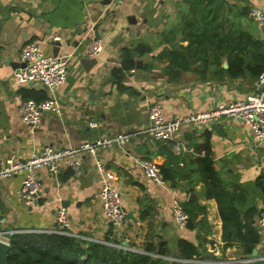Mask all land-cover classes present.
I'll return each mask as SVG.
<instances>
[{
  "label": "crops",
  "instance_id": "1",
  "mask_svg": "<svg viewBox=\"0 0 264 264\" xmlns=\"http://www.w3.org/2000/svg\"><path fill=\"white\" fill-rule=\"evenodd\" d=\"M178 1L0 0V166L14 153L25 160L46 145H78L96 137L134 131L124 148L116 145L95 155L85 154L79 174L70 168L57 175L41 169L42 190L28 208L17 196L24 172L3 179L0 230L46 231L54 226L55 208L64 205L71 215L69 234L83 239L85 246L91 241L113 243L116 239L120 247L144 251L148 239L165 240L170 249L167 258L174 259L178 239L186 238L200 246L205 261L245 258L240 245L224 247L219 206L215 198L205 195L195 160L205 154L208 136L216 170L228 190H242V209L248 214L255 211L251 215L256 224L264 209V145L254 141L249 126L238 117H223L203 127L186 124L173 140L165 142L138 132L148 122L149 107L154 102H160L166 116L172 118L244 98L256 86L257 78L250 75L206 81L184 71L177 79L168 78V60L160 57L165 47L160 36L177 21ZM248 4L261 6L264 0H248ZM253 24L260 34L262 24L255 20ZM96 33L104 49L87 69L81 59L89 57L87 43ZM57 34L63 40L58 53L71 54L67 78L56 91L62 114L46 112L41 124L31 128L21 120L22 89H45L40 84L16 83L14 71L20 66L24 43L40 40L46 53H54L53 37ZM140 42L150 44L152 51L138 57L141 66L136 63L118 82L114 70L121 66L122 48ZM91 121L97 125L91 126ZM176 139L183 143L180 154L174 151ZM142 157L159 165L170 162L176 171L175 186L170 182L163 186L147 177L138 163ZM96 159L113 172L110 183L120 191L127 210L121 231L103 212ZM174 198L191 203L190 208L196 212L193 227L176 224L172 215ZM256 249V261L264 263V244ZM207 251L210 254L205 257Z\"/></svg>",
  "mask_w": 264,
  "mask_h": 264
},
{
  "label": "trees",
  "instance_id": "2",
  "mask_svg": "<svg viewBox=\"0 0 264 264\" xmlns=\"http://www.w3.org/2000/svg\"><path fill=\"white\" fill-rule=\"evenodd\" d=\"M176 5L177 21L160 36L165 44L160 57L168 60L165 70L170 80L177 79L184 71L194 72L206 81L248 75L258 78L264 68V40L255 31L248 0H179ZM176 40L180 43L173 46ZM151 51L152 46L145 42L124 46L121 66L114 70L117 81L122 82L125 73L135 68L138 57ZM22 93L24 98L38 101L47 97L44 90L24 88ZM204 147L205 154L195 161L205 195L218 203L224 247L240 245L244 257H250L262 243L251 215L255 211L249 214L243 211L242 190L227 189L214 166L208 136ZM172 155L179 158L178 154ZM160 167L165 179L175 186V168L170 162ZM190 204L184 203V207L190 215L188 226L193 227L196 212ZM197 206L201 211L202 207ZM9 238L8 264H162L163 261L164 264H264L259 260L205 263L200 246L186 238L178 239L174 259L167 258L168 242L158 239H148L144 251H133L120 247L116 239L113 243L91 241L85 246L83 239L57 231H18Z\"/></svg>",
  "mask_w": 264,
  "mask_h": 264
},
{
  "label": "built area",
  "instance_id": "3",
  "mask_svg": "<svg viewBox=\"0 0 264 264\" xmlns=\"http://www.w3.org/2000/svg\"><path fill=\"white\" fill-rule=\"evenodd\" d=\"M250 16L261 23L264 28V5L252 7ZM53 39L59 40L60 35H54ZM103 49L104 45L100 38L93 37L87 43V55L89 57H97ZM19 56L20 66L14 71L16 83L22 85L40 84L47 94V97L43 100L24 98L20 104L19 110L22 122L34 128L41 124L46 112L62 114L61 103L56 91L67 78L71 54L46 53L42 41L30 40L24 43ZM223 117L240 118L251 129L254 141L264 145V68L256 80L255 89L244 98L220 102L215 107L207 110L194 111L183 116L168 118L160 102L152 103L149 107L148 122L138 129V132L145 133L157 141L165 142L173 140L175 133L186 124L203 127L215 123ZM90 125L96 126L97 122L91 121ZM133 135L134 131H121L111 136L85 140L78 145L63 147L46 145L40 152L31 154L25 160H21L14 153L0 166V182L5 178L24 172L17 196L22 204L28 208L33 205L42 190V183L39 178L41 169L46 168L52 174L57 175L62 169L70 168L75 174H79L82 167V158L85 154L95 155L100 149L116 145L124 148ZM182 149L183 143L176 139L174 141V151L180 154ZM138 163L147 177L160 185H169L160 165L156 161L142 157L138 160ZM96 165L101 173L100 199L103 212L115 228L121 231L124 228L128 213L122 204L120 191L110 183L113 172L105 166L101 159H96ZM172 215L179 227L188 226L190 215L179 198H174L172 201ZM256 224L261 233L262 243H264V209L260 212ZM18 231L40 230L34 228L0 230V241L10 243V235ZM46 231L71 233V215L66 206L59 205L55 208L54 226ZM256 259L258 258L252 255L241 259L240 262ZM203 262L214 263L210 260H203Z\"/></svg>",
  "mask_w": 264,
  "mask_h": 264
},
{
  "label": "water",
  "instance_id": "4",
  "mask_svg": "<svg viewBox=\"0 0 264 264\" xmlns=\"http://www.w3.org/2000/svg\"><path fill=\"white\" fill-rule=\"evenodd\" d=\"M96 38L99 37V33H96L95 35ZM260 37L261 39L264 40V28L261 27L260 28ZM55 41V49H54V53H58L62 44H63V40H54ZM179 44V41L176 40L175 42H173V46H177ZM81 61L86 65V68L88 69L89 65H92L93 63L97 62V59L94 58H89V57H83L81 59ZM142 64V61L139 59L137 60V67H140ZM224 66H227V63H224ZM10 248V243L4 242V241H0V264H8L7 262V256H8V251ZM210 254V251H207L205 253V257L208 256ZM171 255L173 256V252L171 253ZM253 256L257 255V249L255 248L252 252ZM162 264H164V261L162 262Z\"/></svg>",
  "mask_w": 264,
  "mask_h": 264
}]
</instances>
